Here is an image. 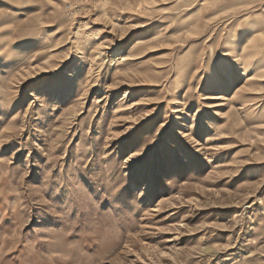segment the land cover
<instances>
[{
	"label": "rangeland",
	"instance_id": "rangeland-1",
	"mask_svg": "<svg viewBox=\"0 0 264 264\" xmlns=\"http://www.w3.org/2000/svg\"><path fill=\"white\" fill-rule=\"evenodd\" d=\"M0 264H264V0H0Z\"/></svg>",
	"mask_w": 264,
	"mask_h": 264
}]
</instances>
